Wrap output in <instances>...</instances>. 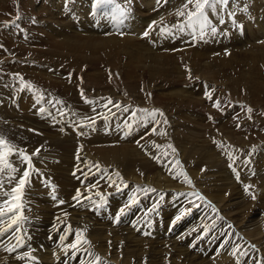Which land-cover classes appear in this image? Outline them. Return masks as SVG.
Here are the masks:
<instances>
[{
    "label": "rangeland",
    "instance_id": "1",
    "mask_svg": "<svg viewBox=\"0 0 264 264\" xmlns=\"http://www.w3.org/2000/svg\"><path fill=\"white\" fill-rule=\"evenodd\" d=\"M184 3L0 0V138L17 168L0 173V205L29 170L19 151L34 169L22 219L0 218V264H264V0L206 9L203 39L199 26L178 31ZM104 35L99 52L91 40ZM77 231L66 255L60 237ZM16 237L24 246L7 251ZM29 249L34 260L18 258Z\"/></svg>",
    "mask_w": 264,
    "mask_h": 264
},
{
    "label": "snow or ice",
    "instance_id": "2",
    "mask_svg": "<svg viewBox=\"0 0 264 264\" xmlns=\"http://www.w3.org/2000/svg\"><path fill=\"white\" fill-rule=\"evenodd\" d=\"M165 3L168 2V0H164ZM228 0H185V3L182 5V7L180 9H178L176 11V15L178 17H185V21L184 23L178 24L176 27L178 29V31L183 32L185 27L188 28H192L195 29L197 26H199V30H200V38L203 39V36L205 34V29L209 26V21H208V16L206 13V9L212 8L214 9L216 7L217 3H222V4H227ZM157 3H160V0H157ZM107 4H113L115 6V0H93V8L99 10L102 6L107 5ZM189 5H192V9H189ZM117 12L119 13L120 16H123L125 14L124 9L119 8L118 6L116 7ZM187 10V11H185ZM153 24H155V21L153 22ZM151 30V26L149 28V30H146L143 35L145 37H147L149 35V31ZM216 28L213 27L211 28V32L212 34L216 33ZM160 32L162 35H171L172 34V29L169 27H163L160 29ZM81 96L83 97V92H81ZM206 96L209 100L212 99L211 93H206ZM86 103H92V101H87L85 100ZM113 104V101L111 99H108L107 102L103 105V107L107 108L108 105ZM214 107L216 108H220V103L219 101H215ZM114 107L116 108H120V105L114 104ZM123 111L128 112L129 109L128 108H124ZM137 111H139L140 113H142V120H148V118H150L152 121H155L157 118V115H159L161 118H163L164 114L163 112H160L159 110H152V111H148L146 109H139L136 111L132 112V116L135 117ZM252 111L251 108L248 109V112L250 113ZM41 112H43V109H41ZM90 120H92V122L94 123V119L93 118H89ZM165 123H167L166 119L164 120ZM126 128H128L129 130L131 129V125L130 124H126L125 125ZM153 133L156 132V128H152L151 130ZM128 133H125V135H127ZM160 135H166L165 132H163V130H161V132L159 133ZM155 147H159L158 145H154ZM171 147V146H169ZM173 152H175V149H172ZM16 153L15 148L10 145L8 143V141H6L3 138H0V173H3L5 170H9L11 172H16L17 168L13 166V164L9 161L8 157L10 155H13ZM39 150H37L36 153L34 154H38ZM19 157L21 158V163H25L27 165V169L29 170H34L33 169V165L31 163V157L29 155H27L23 150L19 151L18 153ZM230 159H232V157H229ZM176 164H179V161H176ZM230 167L232 166L231 164L229 165ZM98 167V165H97ZM29 170H25L22 174V176L18 179L17 184L15 185V187H13L12 189V196H11V200L10 202H5L3 205H0V218H3L5 215H9V220H10V224L9 227H12V225H16L18 223V221L20 219H22L21 215L19 214V210L22 208V204L20 203L21 201V197L23 194V189L25 187L26 182L28 181V178L30 176V171ZM179 175H183L185 177V180L191 184V181L187 179V176L185 173L181 172L179 173ZM175 178V176H174ZM251 188V185H247L245 186V192L249 195H252L251 192H249V189ZM143 191H155V189H144ZM194 195H198L195 194ZM79 197H80V193L77 192L76 196L73 197V199H76L77 202H79ZM253 199H255V196H252ZM199 199L203 200L204 198L202 196H199ZM135 202V201H132ZM61 203H63V201H61ZM129 205H126L125 207H128ZM213 212L216 211V209L213 207L212 208ZM123 209L120 210V213L123 214ZM184 215V212H181L180 215L175 217V220L178 221L181 219V217ZM116 221L119 222V215L116 217ZM229 227H231V225H229ZM5 231H7V229H5ZM2 234V233H0ZM81 238H82V233L77 231L76 235H75V242L68 244V245H64L63 241L66 239L65 236H61L60 237V241H61V246L65 249V254L67 255V249L71 248V249H77V245L79 243H81ZM83 243H89L87 240H83ZM228 241L225 240L224 244H227ZM224 244H221V247L224 246ZM23 241L20 237H16V244L14 245H10L6 250L9 252H13L16 251V249L18 247H23ZM78 250V249H77ZM32 251V249H29L28 252L20 255L18 258L19 259H24L25 257H27L28 260H34L35 258L32 257L30 255V252ZM238 251V247H234L233 251L231 254L235 255L236 252ZM75 254V253H74ZM240 255H245V253L241 252ZM99 257H96V261L97 264H99ZM237 264H239V261L237 262Z\"/></svg>",
    "mask_w": 264,
    "mask_h": 264
},
{
    "label": "bare ground",
    "instance_id": "3",
    "mask_svg": "<svg viewBox=\"0 0 264 264\" xmlns=\"http://www.w3.org/2000/svg\"><path fill=\"white\" fill-rule=\"evenodd\" d=\"M155 1L156 0H139V5H143V6H145V7H147V8H150V7H152V5L155 3ZM262 6L263 5H261L260 7H259V5H253L252 7H250V8H248V12H247V15H253V14H256V13H258V12H260V10H261V8H262ZM45 8V10L48 8V7H44ZM103 9H105V8H103ZM263 12H264V9H263ZM81 14H82V11H79V13H78V16L79 17H81ZM259 16V20H260V23L259 24H257V18H255V24L256 25H258V27L259 28H262L263 27V21H264V13H261L260 12V14L258 15ZM257 16V17H258ZM72 18V17H71ZM127 19V18H126ZM129 19L130 20H134L133 21V26L129 29V31H127V32H133L136 28H135V24H138L139 23V18L137 17V15H135V16H133V17H129ZM130 20H127L126 22H124V26L125 27H130L131 26V21ZM102 22H103V24H105L106 22H107V20L106 19H103L102 20ZM250 23V22H249ZM249 25V24H248ZM252 27H253V24H252ZM264 35V31L262 32V36ZM91 42L93 43L92 44V46L94 47V48H96L99 52H101V51H103L105 48L107 49V50H109L110 49V47H111V45H109L108 46V44L107 43H112L113 41L111 40V41H109V38L107 37V35H104V36H102V37H100V38H97V40H91ZM209 48V47H208ZM212 48H214V45H213V47ZM211 49V48H210ZM206 50V49H205ZM207 51V50H206ZM208 52V51H207ZM248 52H252V51H248ZM99 61H101V58L99 59ZM210 75H213V74H210ZM57 218V217H56ZM54 220V219H53ZM52 220V221H53ZM60 221V220H59ZM65 222V221H64ZM13 263H14V261H13ZM20 264V263H19Z\"/></svg>",
    "mask_w": 264,
    "mask_h": 264
}]
</instances>
